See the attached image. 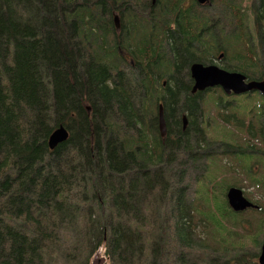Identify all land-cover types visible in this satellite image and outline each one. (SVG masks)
<instances>
[{
    "label": "trees",
    "instance_id": "16d2710c",
    "mask_svg": "<svg viewBox=\"0 0 264 264\" xmlns=\"http://www.w3.org/2000/svg\"><path fill=\"white\" fill-rule=\"evenodd\" d=\"M214 1L218 11L194 0H0V264H90L99 248L107 264L233 261L251 229L221 196L236 184L226 171L204 173L215 161L199 174L178 167L179 157L197 162L208 147L251 157L233 150L244 138L232 145L207 131L205 142L200 128L189 133L203 124L204 105L219 102L201 97L209 90L190 93L189 66L228 54L221 38L241 44L238 65L222 69L264 79V30L256 27L252 51L240 0ZM249 5L264 27L258 3ZM258 111L250 135L262 124ZM219 124L243 132L227 118ZM59 127L67 138L50 149ZM256 207L248 209L264 217Z\"/></svg>",
    "mask_w": 264,
    "mask_h": 264
},
{
    "label": "rangeland",
    "instance_id": "374dc122",
    "mask_svg": "<svg viewBox=\"0 0 264 264\" xmlns=\"http://www.w3.org/2000/svg\"><path fill=\"white\" fill-rule=\"evenodd\" d=\"M210 2L212 4L213 10L218 11V9H216L214 0H203L202 5L203 6L209 5ZM255 2L258 3L257 7H253L255 13L259 17H263L262 20H264V0H240V4H239V8H240L239 11L241 13V17H243L245 21L247 20L250 21L249 27H248L249 30L247 29V34L249 35V38L251 41V46L249 48H251L252 51L257 47L256 43L258 44V38H257L258 29H256V27H259L262 30H264V27L257 24L252 18L253 14L251 11V5L249 4L255 3ZM260 5H261V8H260ZM213 14L214 13L212 9H209V15H211V18H210L211 23H214V19H219L217 16L215 15L213 16ZM114 16H115V24H113L112 21L111 23L112 25H115L114 27L115 29H117L118 28V17L115 12L111 16V20L112 18H114ZM246 25L248 26L247 23ZM218 30L219 31L223 30V26H220ZM229 33L231 34V32ZM229 33H226V35H229ZM201 34L203 35L204 32H201ZM220 34L222 35L223 32ZM221 44L225 46L224 48L225 50L228 51L229 55L226 54L225 51L219 52V54H223V55L225 54V56H223L221 59V58H218L217 57L218 55H217L213 59V61L211 60V62H214V65L218 66L221 69L226 66H228L229 69H233L232 65L234 66L238 65V62H236L233 57L240 50L241 44L231 37L221 38ZM260 49H262V51L264 52L263 46L260 47ZM241 54H244V56H246V53L244 52L243 49L241 50ZM121 55L123 56L124 59L125 58L128 59V56L124 52H121ZM227 60L228 61L231 60V61L228 62ZM127 63H128V60H127ZM231 72H234V71H231ZM161 87H163V85ZM190 87H191V84H190ZM212 93L218 96L219 102L217 103V105L212 103L210 106H209V102H207L206 104L204 103L205 105L203 109L204 111L203 124L199 123L200 120L196 121V125L193 126L189 130V133L192 134L195 131V129L200 128L205 136V142H207L206 140V131H207V136L209 138L217 139L221 142H225V143L232 144V145L241 143L242 139L244 138L245 142L239 145H235L233 150H236L238 152V151L244 150L245 148H248L247 156H251V157L250 158L245 157V156L235 157L233 156V154H235L236 152L230 153L228 152V149H222L221 147H215V148L208 147L203 152L204 155H206L204 159H201L194 163L192 162L189 163V160L187 159L189 154H184L178 159V167L181 166V164H186V165L189 164V166L195 165V166L200 167V170L196 169V172L199 174L201 171V166H204L205 164H208L209 162L215 161L218 165L212 163V165L208 168V171H204V173L205 172L207 173L220 172L221 173V172L226 171L221 174V177L224 179V181L227 180L229 183L236 184L235 186H227V189L228 187L229 188L237 187L236 189H240L243 191V196L247 200H249L250 202H252L253 204L259 206L261 209L264 210V163H263L264 161V136H262L259 130H257L256 132H252V135H250L247 133V129H246V125L247 124L249 125L251 122H254L256 119L257 110L262 101L261 97H259L260 94L257 92H255L256 94L253 93L255 95L252 94V96H247L249 94H246L245 98L241 100V103L243 106V109L241 110V107L239 106V104H237L238 99H241V98H238L237 100L234 99L239 96H233V95L225 96L221 93L219 89L209 90V93H206L205 95H202L201 97L205 98L206 96L211 95ZM256 96L259 97L260 99L256 100L255 99ZM248 104H250V106L248 108H245L244 105H248ZM258 114L260 117L262 114V109H260V112L258 111ZM224 118H227L230 121L231 126L241 128L244 132V135L240 129L229 127L226 124L220 125L219 123L223 122ZM181 121H182V118H181ZM187 122H188V119L186 118L185 125L183 126V130L186 127ZM261 125L263 126V123ZM166 132L167 130L165 127V133ZM165 133L162 135L163 137ZM162 136H160V138H162ZM209 142H213V141L209 140ZM213 145L214 144H212V146ZM212 154L215 156L219 155L220 158L217 156V160L216 159L206 160V157H209ZM259 157L262 158L263 161L260 162ZM239 166H241L242 168H240ZM189 172L194 173L195 171L189 170ZM230 173H233V174L230 175ZM215 177H216L215 181L218 180L219 178L218 175H216ZM243 179H245L247 182L245 181L243 184H239L242 182ZM251 179L258 180L259 181L258 184L254 187H250V185L247 183ZM212 187H215V185H213ZM226 191L227 190L221 192L222 193L221 196H223L224 198H225ZM224 198L220 197V200H224ZM239 214H240L239 215L240 219L247 221L250 224L251 229L248 233L242 234L241 240H243L244 245L241 248H237L236 250H234L235 255H230V256L228 255V260H233L229 264H253L252 261L258 264L257 260H258V257L260 256L259 249H260V245L262 241L264 240V227L263 229L262 227H260L261 225L260 222H262V224L264 223V217L261 214L256 216L254 213L251 212L250 209H246L240 212ZM235 226L239 227L236 224ZM228 254H229V251H228ZM91 263L92 264H107V259L103 256V251L101 248H99L95 252V254L92 256Z\"/></svg>",
    "mask_w": 264,
    "mask_h": 264
},
{
    "label": "water",
    "instance_id": "95a60500",
    "mask_svg": "<svg viewBox=\"0 0 264 264\" xmlns=\"http://www.w3.org/2000/svg\"><path fill=\"white\" fill-rule=\"evenodd\" d=\"M197 1V0H196ZM198 0L199 4H202L203 0ZM115 22V18H114ZM221 56H218L220 58ZM189 77L192 81V87L190 93L203 92L211 88H219L224 95H242L253 91L258 92L264 96V81H250L244 83V76L236 73L229 72L219 68L216 65L209 64L203 65L199 63H192L189 67ZM157 130L158 134L162 136L165 133V126L161 115V107H158L157 112ZM185 125V118L182 117V127ZM163 137V136H162ZM67 138L65 130L61 127L53 130L48 139L47 145L52 149L56 144L64 141ZM227 205L230 209L237 213L242 212L248 208H255L254 205L249 203L243 196L240 189L230 187L225 194ZM260 256L258 257V264H264V241L260 245ZM90 264H92L90 262Z\"/></svg>",
    "mask_w": 264,
    "mask_h": 264
},
{
    "label": "flooded vegetation",
    "instance_id": "af4514ba",
    "mask_svg": "<svg viewBox=\"0 0 264 264\" xmlns=\"http://www.w3.org/2000/svg\"><path fill=\"white\" fill-rule=\"evenodd\" d=\"M194 1L196 2L197 5H199L198 0H197V1L194 0ZM114 18H115V16H114ZM114 18H113V22H114ZM114 24H115V22H114ZM213 63H214V62H213ZM190 80H191V79H190ZM262 80L264 81V79H261V80H253V79H247V78L244 77V83H248V82H250V81L262 82ZM191 87H192V81H191ZM191 87H190V90H191ZM219 90H220V89H219ZM207 93H209V91H208ZM193 94H195V93H193ZM252 94H253V93H251V94H249V95H247V96H252ZM255 94H256V93H255ZM255 94H253V95H255ZM245 96H246V94H244V95H242V96H239V97H236V98H234V99L237 100L238 98H245ZM257 96H258V95H257ZM259 97H261V99H262L259 108H260V109H263L264 96H261V95H260ZM260 109H259V112H260ZM263 114H264V112H262L261 116L258 117V122H259V124H261V122L263 123V120H264V118H262V117H263ZM258 116H259V114H258ZM202 121H203V119H202ZM181 128H182V130H183V127H182V121H181ZM257 130H259V132L262 134V136H264V125H263V126H262V125H261V126L258 125ZM259 160H260V162L263 161V159L260 158V157H259ZM263 163H264V161H263ZM244 198H245V197H244ZM245 199H246V198H245ZM246 200H247V199H246Z\"/></svg>",
    "mask_w": 264,
    "mask_h": 264
}]
</instances>
